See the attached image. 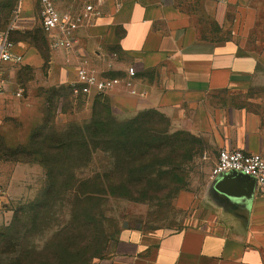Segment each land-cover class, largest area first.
Listing matches in <instances>:
<instances>
[{"label": "crops", "instance_id": "1", "mask_svg": "<svg viewBox=\"0 0 264 264\" xmlns=\"http://www.w3.org/2000/svg\"><path fill=\"white\" fill-rule=\"evenodd\" d=\"M55 2L76 14L88 4ZM35 4L41 9L39 0H18L19 16L6 28L22 65L38 68L44 58L28 38ZM100 10L75 33L71 49H51L47 38L49 85L69 86L82 68L127 78L134 66L136 92L122 84L105 93L118 119L157 110L172 132L205 138L219 151L264 156L263 117L246 106L248 89L264 85V41L250 47L251 39L264 38V0H103ZM4 76L8 97L14 73L8 67ZM96 95L85 96L91 106ZM177 203L185 213L180 228L124 229L102 264H264V194L252 179H208L180 191Z\"/></svg>", "mask_w": 264, "mask_h": 264}, {"label": "rangeland", "instance_id": "2", "mask_svg": "<svg viewBox=\"0 0 264 264\" xmlns=\"http://www.w3.org/2000/svg\"><path fill=\"white\" fill-rule=\"evenodd\" d=\"M78 1L89 4L97 2ZM17 2L4 0L0 29L6 28L11 20L16 19ZM30 18L32 30L28 38L42 54L44 63L38 68L22 64L10 66L15 80L13 92L8 97H3L4 94L0 97V231L12 226L15 212L23 206L25 213L22 221L14 225L11 232L14 234L19 231L18 240L29 247L41 248L50 241L61 244L81 230L85 233L92 227L96 229L97 243L102 252L90 264H102L110 256L124 229L150 232L180 228L185 217L177 203L180 192L158 193L155 198L143 202L118 195L90 199L88 204L78 202L71 190H67V185L75 179L94 176L97 170L107 165L108 157L104 153H97L90 164L81 155L56 158L47 153L37 154L31 156L34 159L32 162H20L15 160L16 157L9 159L7 149L30 147L31 135L39 127L45 125L48 133H66L74 124H85L91 115L88 100L79 105L75 99L67 100L66 91L58 97L52 88L61 85L48 84L50 48L47 35L42 29L39 5H34ZM15 37H18L17 34ZM262 40L264 38L251 39L250 47L254 46V42ZM19 92L21 95H18ZM246 94L250 98L247 108L259 113L264 121V85L252 86ZM170 131H174L172 126ZM203 139L206 144L203 154L187 161L183 165L185 172H180L185 180L183 189L192 191L204 185L210 179L211 169L217 162L219 150ZM42 163L53 169V176L61 181V186L52 200L44 202L40 215L35 218L28 206L43 198L49 182L48 168ZM0 260L3 263L9 262L11 256H1Z\"/></svg>", "mask_w": 264, "mask_h": 264}, {"label": "trees", "instance_id": "3", "mask_svg": "<svg viewBox=\"0 0 264 264\" xmlns=\"http://www.w3.org/2000/svg\"><path fill=\"white\" fill-rule=\"evenodd\" d=\"M52 90L58 97L66 91L67 100L75 99L79 105L86 101L82 94L74 96L70 86L61 85ZM170 126V119L153 109L120 120L109 97L101 93L95 96L85 124H74L66 133H48L43 125L32 133L30 147L7 151L9 159L16 157L20 162H32V155L47 153L56 158L85 156L87 164L92 163L97 153H104L109 158L108 164L94 176L73 180L67 190H71L78 202L86 204L90 199L115 195L143 202L158 193L180 192L185 185L183 165L206 149L202 137L185 131L171 132ZM42 165L48 168L49 182L43 198L28 206L35 218L44 202L52 200L61 186V181L53 176V169ZM24 213L25 206L20 207L12 226L0 231V258L11 256L9 262L0 260V264H90L102 252L96 229L92 227L61 244L50 241L41 248L22 244L17 238L19 231L14 234L11 231L22 221Z\"/></svg>", "mask_w": 264, "mask_h": 264}, {"label": "built area", "instance_id": "4", "mask_svg": "<svg viewBox=\"0 0 264 264\" xmlns=\"http://www.w3.org/2000/svg\"><path fill=\"white\" fill-rule=\"evenodd\" d=\"M41 5L40 15L43 31L46 33L51 49H71L76 43L75 33L79 28L88 24L93 17L100 15V6L103 0L87 4L84 12L73 13L61 11L55 0H39ZM19 12H16L17 19ZM3 17V9L0 4V19ZM11 27L0 29V97L6 91L7 81L5 71L10 66L21 65L23 55L15 51V43L11 38ZM127 78L98 76L94 72L88 73L85 69H79L77 78L69 83L74 96L89 95L92 91L105 94L122 84L127 85L134 93L136 89L133 81L137 71L134 66L126 70ZM21 95V92L18 93ZM228 173H237L255 180L258 190L264 194V156L250 153L242 149L223 148L219 151L217 162L210 172V179L216 180Z\"/></svg>", "mask_w": 264, "mask_h": 264}, {"label": "water", "instance_id": "5", "mask_svg": "<svg viewBox=\"0 0 264 264\" xmlns=\"http://www.w3.org/2000/svg\"><path fill=\"white\" fill-rule=\"evenodd\" d=\"M241 175V174H240ZM245 177H247V176H245ZM248 178H250V177H248ZM250 179H252V178H250ZM254 182H255V180L254 179H252Z\"/></svg>", "mask_w": 264, "mask_h": 264}]
</instances>
